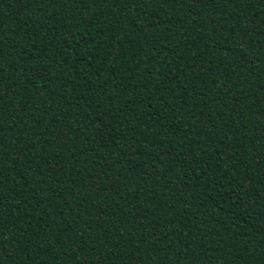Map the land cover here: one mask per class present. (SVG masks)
Segmentation results:
<instances>
[{
	"label": "trees",
	"instance_id": "trees-1",
	"mask_svg": "<svg viewBox=\"0 0 264 264\" xmlns=\"http://www.w3.org/2000/svg\"><path fill=\"white\" fill-rule=\"evenodd\" d=\"M0 264H264V0H0Z\"/></svg>",
	"mask_w": 264,
	"mask_h": 264
}]
</instances>
